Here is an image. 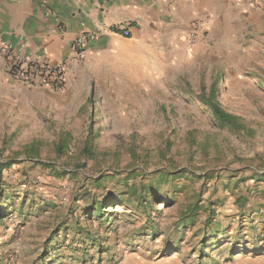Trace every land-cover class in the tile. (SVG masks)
I'll return each mask as SVG.
<instances>
[{
	"label": "rangeland",
	"instance_id": "rangeland-1",
	"mask_svg": "<svg viewBox=\"0 0 264 264\" xmlns=\"http://www.w3.org/2000/svg\"><path fill=\"white\" fill-rule=\"evenodd\" d=\"M221 48L181 47L155 83L97 70L76 99L0 83V264L194 259L227 240L264 264V47ZM213 91L241 129L219 124Z\"/></svg>",
	"mask_w": 264,
	"mask_h": 264
},
{
	"label": "crops",
	"instance_id": "crops-1",
	"mask_svg": "<svg viewBox=\"0 0 264 264\" xmlns=\"http://www.w3.org/2000/svg\"><path fill=\"white\" fill-rule=\"evenodd\" d=\"M197 20L203 24L196 30L198 40L191 42L192 23ZM119 26L129 29L130 35L116 32ZM82 34H94L95 38L79 55L75 47ZM0 42L24 44L27 51L64 64L66 81L57 90L62 94L72 92L76 99L99 81L95 73L100 69L105 79L119 82L123 76L126 84H135L148 77L155 83L160 80L156 70L162 73L179 65L181 47H200L217 55L231 53L230 48L221 47H264V0H0ZM0 73L6 93L17 94L19 100L36 93V89L8 75L1 53ZM215 243L211 251H205L207 246L200 247L194 259L182 255L181 249L156 256L127 251L107 264L255 262V249H238L240 241L232 245L231 240Z\"/></svg>",
	"mask_w": 264,
	"mask_h": 264
},
{
	"label": "built area",
	"instance_id": "built-area-1",
	"mask_svg": "<svg viewBox=\"0 0 264 264\" xmlns=\"http://www.w3.org/2000/svg\"><path fill=\"white\" fill-rule=\"evenodd\" d=\"M202 24L201 20L192 23L191 42L198 40L196 30L200 29ZM116 32L124 36L130 35V30L124 26L117 27ZM94 38V34L80 35L76 41L75 53L83 55L85 45ZM0 53L6 59V71L13 80L29 87L52 88L55 90L63 88L66 81L64 64L53 63L44 54L29 52L24 44L0 42Z\"/></svg>",
	"mask_w": 264,
	"mask_h": 264
},
{
	"label": "trees",
	"instance_id": "trees-1",
	"mask_svg": "<svg viewBox=\"0 0 264 264\" xmlns=\"http://www.w3.org/2000/svg\"><path fill=\"white\" fill-rule=\"evenodd\" d=\"M215 96H216V91H213V93L207 97L206 100L208 101L205 100L204 103L210 107L214 117L218 120L219 124L221 126H228L229 124H231L236 129H241L238 123V120L240 118L235 114L227 112L225 109L222 108V106L218 102L213 101ZM100 214L101 213H99L98 217L100 216Z\"/></svg>",
	"mask_w": 264,
	"mask_h": 264
}]
</instances>
